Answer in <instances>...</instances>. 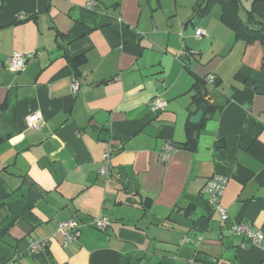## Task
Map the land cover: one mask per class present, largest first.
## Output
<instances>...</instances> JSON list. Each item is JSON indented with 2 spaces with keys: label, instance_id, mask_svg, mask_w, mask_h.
<instances>
[{
  "label": "crops",
  "instance_id": "1",
  "mask_svg": "<svg viewBox=\"0 0 264 264\" xmlns=\"http://www.w3.org/2000/svg\"><path fill=\"white\" fill-rule=\"evenodd\" d=\"M204 2L3 0L0 264H264V238L234 232L264 235V46L236 40L219 4L200 16ZM15 53L33 55L21 72L9 68ZM215 175L228 179L227 222L204 194ZM70 219L78 238L64 247Z\"/></svg>",
  "mask_w": 264,
  "mask_h": 264
},
{
  "label": "built area",
  "instance_id": "2",
  "mask_svg": "<svg viewBox=\"0 0 264 264\" xmlns=\"http://www.w3.org/2000/svg\"><path fill=\"white\" fill-rule=\"evenodd\" d=\"M98 4V0H87V6L94 8ZM3 6V0H0V8ZM23 19V17L21 18ZM197 38H203L207 36V32L203 28H197L195 31ZM33 57L31 54H21L15 53L11 56L9 60V68L13 72H21L25 69L28 61ZM208 81L214 83L216 81L215 76H210ZM80 90V84L78 81H75L72 85L73 94H77ZM151 107L154 112L165 110L167 107V102L162 99H156L151 102ZM27 126L35 131L41 130L45 126V117L42 112L31 113L26 119ZM175 150L173 144H168L165 147L166 157L164 160H167L170 154ZM111 169V155L108 151L103 154L102 158V167L99 171V174L106 176L109 174ZM228 179L224 176L215 175L208 180L204 188V194L207 197V200L211 207L216 211L221 222H227L230 219L227 208L221 203V199L225 193L227 187ZM111 224L108 217H103L95 222V226L99 230H106ZM80 227V224L75 219H70L66 222L60 224L58 229V234L63 239V246L68 247L77 241V231ZM234 232L243 238H246L252 244L260 245L263 241L264 235L261 230H256L251 228L250 225L245 223H238L234 226ZM188 241V239H184ZM48 246V242L42 243H32L30 249L32 252L45 250Z\"/></svg>",
  "mask_w": 264,
  "mask_h": 264
},
{
  "label": "trees",
  "instance_id": "3",
  "mask_svg": "<svg viewBox=\"0 0 264 264\" xmlns=\"http://www.w3.org/2000/svg\"><path fill=\"white\" fill-rule=\"evenodd\" d=\"M217 4L222 8V22L234 32L236 40L244 41L247 44L259 41L264 46V0H255L252 9H246L245 17L240 12L241 0H205L204 4L198 7L197 13L200 16L205 15ZM82 61H84L83 57L72 60L73 66L76 67ZM205 97L206 95L201 91L195 96L197 102L201 106L204 104L203 107L206 108ZM4 107L5 105H1L0 111ZM207 108L208 110H213L211 105L207 106ZM186 146L194 147L193 142H190Z\"/></svg>",
  "mask_w": 264,
  "mask_h": 264
},
{
  "label": "rangeland",
  "instance_id": "4",
  "mask_svg": "<svg viewBox=\"0 0 264 264\" xmlns=\"http://www.w3.org/2000/svg\"><path fill=\"white\" fill-rule=\"evenodd\" d=\"M254 2H255V0H241V9H240V12H241V15L243 17L246 16V12H245L246 9H252ZM217 8L220 9V7H217ZM180 10H182V9H180ZM195 31H196V29H195Z\"/></svg>",
  "mask_w": 264,
  "mask_h": 264
},
{
  "label": "water",
  "instance_id": "5",
  "mask_svg": "<svg viewBox=\"0 0 264 264\" xmlns=\"http://www.w3.org/2000/svg\"><path fill=\"white\" fill-rule=\"evenodd\" d=\"M204 117V111L199 110L194 116L191 117L190 122L192 124H199ZM195 136H197V133H195Z\"/></svg>",
  "mask_w": 264,
  "mask_h": 264
}]
</instances>
